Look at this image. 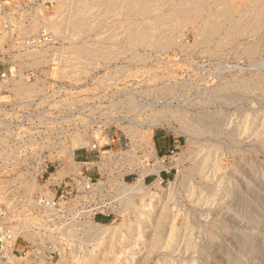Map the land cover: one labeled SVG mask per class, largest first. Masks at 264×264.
Wrapping results in <instances>:
<instances>
[{
	"label": "rangeland",
	"instance_id": "obj_1",
	"mask_svg": "<svg viewBox=\"0 0 264 264\" xmlns=\"http://www.w3.org/2000/svg\"><path fill=\"white\" fill-rule=\"evenodd\" d=\"M65 1L53 22L63 65L33 70L39 83L0 84V103L41 126L48 173L72 164L75 139L99 141L103 128L139 140L152 129L171 173L130 197L119 159L91 152L104 205L42 230L25 211L27 191L11 195L9 166L0 164V204L16 228L41 239L46 256L53 250L52 264H264V0ZM163 189L160 200L150 196ZM99 210L108 211L103 221L92 218ZM128 214L129 234H107ZM96 222L110 228L97 235Z\"/></svg>",
	"mask_w": 264,
	"mask_h": 264
},
{
	"label": "built area",
	"instance_id": "obj_2",
	"mask_svg": "<svg viewBox=\"0 0 264 264\" xmlns=\"http://www.w3.org/2000/svg\"><path fill=\"white\" fill-rule=\"evenodd\" d=\"M64 2L67 3L65 0H0V84L12 82L15 78L39 83L41 78L33 70L46 66L61 68L59 52L64 48L59 36L62 30L59 33L53 22L59 21L67 10V6H62ZM62 29L64 32L67 30L64 26ZM51 80L50 83L56 82L54 78ZM26 117V112L18 111L15 103H0V147L6 148L4 153L0 152V164L9 166L6 179L11 182L10 194L27 191L31 198L25 211L37 215L38 222L31 225L35 229L49 230L68 216L100 208L102 203L96 201L95 195L99 193L101 184L96 173L90 170L94 165L88 157L91 152L95 153L94 157L103 155L107 160L119 159L121 184L127 183L128 177L134 173L143 175L142 181L149 184L157 181L161 184L169 179L171 166L166 161L167 155L157 150L154 140V150H150L144 140H139L140 137L130 131L115 133L106 128L101 130L99 141L94 136L70 149L72 164L51 178L50 174L57 172L63 164L47 172L53 162L46 159L48 154L40 144L41 126L34 125ZM168 151L172 152V149ZM58 155V149L53 147V159L58 160ZM45 172L49 175L41 182ZM15 179L24 182L22 189L13 184ZM28 183H34L36 187L28 191ZM105 207L107 210L112 208L109 205ZM97 213L92 212L93 219H97ZM99 213V217L108 216V211L99 210ZM8 215V208L0 204V264H52L55 252L51 250V254L46 256L42 251L43 241L24 237L22 229L16 228L20 222Z\"/></svg>",
	"mask_w": 264,
	"mask_h": 264
},
{
	"label": "bare ground",
	"instance_id": "obj_3",
	"mask_svg": "<svg viewBox=\"0 0 264 264\" xmlns=\"http://www.w3.org/2000/svg\"><path fill=\"white\" fill-rule=\"evenodd\" d=\"M65 3V2H64ZM262 3H264V2H262ZM71 16V15H70ZM50 17V16H49ZM255 17V16H254ZM259 21V20H258ZM56 23V22H55ZM248 24V23H247ZM256 26V25H255ZM53 27H54V24H53ZM253 28V27H252ZM152 129H150V134L147 136V134H146V136L147 137H145L144 138V142L146 143V144H148V146L150 147V150H154V147H153V139H152V135H151V133H152V131H151ZM73 143H76V144H73ZM70 146H71V149L72 148H76V147H78V146H80L81 145V143H80V140L77 138V139H75L74 140V142H73ZM71 151V150H70ZM105 152H108V151H105ZM71 161L73 160V155H72V152H71ZM64 164H66V166L68 165L67 164V162L66 163H64ZM66 166L64 167L63 165H61V168H59L58 169V171L57 172H52L51 174H50V177L51 178H55V177H57V175H59V174H61L62 173V171H64L65 169H66ZM142 176L143 175H140L139 177H137L136 179H134V181H132L131 183H122V184H124V185H122L121 186V189L120 190H122L121 192H122V194H125V193H131L130 194V197H132V196H134V193H143V192H145L146 193V188H148L147 186H148V184L146 185V183H144L143 181H142ZM159 185V182L157 181V182H154L152 185H157V184ZM32 187V186H31ZM28 189H30L29 187H28ZM165 194H166V190H164L163 189V192H155V191H152L151 193H150V196H153L155 199H158V200H160L163 196H165ZM254 194V193H253ZM257 196V195H256ZM150 198V197H149ZM257 200V199H256ZM259 201V200H258ZM149 204V203H148ZM241 204V203H240ZM247 204H249V203H247ZM143 208H144V206H142ZM262 207H264V206H262ZM133 210V209H132ZM234 211H235V209H233ZM253 215V214H252ZM139 216H141V217H143L140 213H139ZM250 216V215H249ZM245 217V216H244ZM243 217V218H244ZM124 218V220H123V222L121 223V229H117V227H114V226H111L112 228H110V225H108V224H106V223H102V222H96L95 223V227L93 228V232H95V234H97V235H100V236H102L103 235V233H105V231L108 229V228H110L109 229V231H108V233L107 234H115L114 232H117V231H119L120 233H119V235L120 234H122V235H126V234H129L130 232H131V230H132V228H133V221H134V219L133 218H131V216H129V214L128 215H126V216H124L123 217ZM146 218V217H145ZM246 218V217H245ZM252 218V217H251ZM150 219V218H149ZM149 219H146L147 220V222L145 223L146 225H148V224H150V223H152V221L151 220H149ZM252 220V219H251ZM255 220V219H254ZM145 221V220H144ZM135 222V221H134ZM121 230V231H120ZM102 242V243H101ZM104 245V242L103 241H100L99 242V244H96L97 245V247H99V246H101V245ZM100 248V247H99ZM221 248V247H220ZM249 251H251V250H249ZM89 261H91L90 259H88Z\"/></svg>",
	"mask_w": 264,
	"mask_h": 264
},
{
	"label": "trees",
	"instance_id": "obj_4",
	"mask_svg": "<svg viewBox=\"0 0 264 264\" xmlns=\"http://www.w3.org/2000/svg\"><path fill=\"white\" fill-rule=\"evenodd\" d=\"M104 219H105V218H102V217H99V216L97 217V220H98V221H103Z\"/></svg>",
	"mask_w": 264,
	"mask_h": 264
},
{
	"label": "crops",
	"instance_id": "obj_5",
	"mask_svg": "<svg viewBox=\"0 0 264 264\" xmlns=\"http://www.w3.org/2000/svg\"><path fill=\"white\" fill-rule=\"evenodd\" d=\"M165 145V144H164Z\"/></svg>",
	"mask_w": 264,
	"mask_h": 264
}]
</instances>
